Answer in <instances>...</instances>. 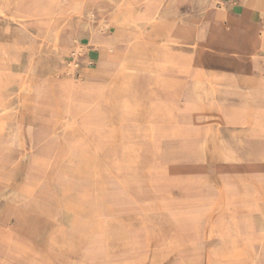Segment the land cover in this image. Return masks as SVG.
Returning a JSON list of instances; mask_svg holds the SVG:
<instances>
[{
    "label": "rangeland",
    "instance_id": "374dc122",
    "mask_svg": "<svg viewBox=\"0 0 264 264\" xmlns=\"http://www.w3.org/2000/svg\"><path fill=\"white\" fill-rule=\"evenodd\" d=\"M122 2L20 0L24 14H47H0L15 70L36 81L32 106L0 119V264H264V106L255 96L246 109L227 104L221 120L212 117L202 78L162 46L116 91L111 67L135 31ZM181 10L175 21L190 25L186 2ZM174 51L198 59L194 48ZM101 96L106 106H75L79 123L62 125L69 106L59 102ZM16 128L22 149L11 146ZM247 183L261 190L237 202ZM93 235L99 249L90 254Z\"/></svg>",
    "mask_w": 264,
    "mask_h": 264
},
{
    "label": "crops",
    "instance_id": "0c3cea01",
    "mask_svg": "<svg viewBox=\"0 0 264 264\" xmlns=\"http://www.w3.org/2000/svg\"><path fill=\"white\" fill-rule=\"evenodd\" d=\"M220 1L223 2V8H220L219 1H216L215 5L217 6V9L212 10L210 7L212 0H123L121 3L122 11L119 14H123V17H127L126 20L135 26V31L129 33L128 37L130 43L121 53L122 60L120 64L112 66L116 70L111 68V73L114 72L119 79L116 83V91L120 92L122 90V80H124V76L125 79L127 78V75L129 77L133 76L137 72L138 64L155 58L156 49L162 46L166 51L165 56L170 57L179 64H189L196 74L198 72V64H200L204 68L205 73H210L212 75L216 72L215 75L219 74L221 77L227 79V81L221 83L226 84L227 86L238 85L250 89L255 93L259 92L264 96V48L258 45V39L264 30V24H260L259 22L256 23L251 20V16L255 14H257V16H263L264 20V4H262L261 0ZM182 2L187 3L188 15L186 17L192 22L190 25L178 24L175 21L177 18H181ZM85 3L83 10L86 8ZM123 9L125 13H123ZM226 15L228 17H226ZM152 18H155V24L151 28L149 26V21ZM250 22H253L255 25L257 24L256 28L253 30L254 33L252 32L251 35V40L254 42V48L251 49V52L250 50L247 51L244 55V60L240 62L234 54H231V50L233 46H237L239 49L246 44H250L249 41L245 42L246 38L244 39L246 29H248V24ZM149 31L152 32L151 34L149 33V37H146V34ZM143 32L145 34H143ZM140 36L145 37L146 39L139 42L137 39ZM166 41L170 42L166 43ZM175 47L194 48V53L198 59H194L193 56L177 55L174 51ZM137 51L139 53L141 51V53L139 54ZM127 57L129 58L127 59ZM237 60L244 65V70L240 71L232 69L234 63L238 62ZM65 82L67 84L66 86L69 87L70 83L73 81L69 79ZM192 86L191 92L195 94L197 92V86L195 87L194 84H192ZM34 93L35 90H33L30 99L24 103V106H32ZM109 94H111L110 98L114 95L110 92ZM224 98L226 97H220L221 100H224ZM227 100L228 102H231L228 103L231 105L241 104V101L237 96H228ZM192 101H195V104L198 102L195 98ZM71 102H73V104H70ZM259 103L260 106H264V99L261 102L259 101ZM58 106H69L70 108L68 107L65 112L69 111L70 113L72 112L71 115L81 117L80 114H82V112H80L78 108L76 109L75 106L106 105L103 104L101 96L94 101H77L72 98L65 99L59 102ZM65 112L63 114H65ZM67 116L69 117V115ZM63 117L64 116L62 115L61 122H63ZM79 119H75L76 125L79 123ZM18 130L19 129L16 128L13 133V147L22 149L25 147V141Z\"/></svg>",
    "mask_w": 264,
    "mask_h": 264
},
{
    "label": "bare ground",
    "instance_id": "6f19581e",
    "mask_svg": "<svg viewBox=\"0 0 264 264\" xmlns=\"http://www.w3.org/2000/svg\"><path fill=\"white\" fill-rule=\"evenodd\" d=\"M20 0H1L0 2V14H3L5 15V11L7 8H13L11 11V15H9L8 17L11 19V20H19V19H25L27 17H37V15H42V14H47L45 12H43L42 14H40V12H35V11H29V13H26L24 14L20 7L17 6V8H15V5L17 4L18 5V2ZM31 0H21V6H26ZM130 1V0H129ZM133 1V0H132ZM262 1V4H264V0H261ZM80 2V1H79ZM163 2V1H162ZM214 0H212L211 2V9L212 10H216L213 6L214 4ZM85 3V1H84ZM150 4V3H149ZM131 5V3H130ZM158 5V4H157ZM223 5V3H222ZM216 6V5H215ZM133 7V6H131ZM129 8V6H128ZM127 8V9H128ZM80 10V9H79ZM83 10V8L81 9ZM227 11V10H226ZM125 13V12H124ZM90 15V14H89ZM228 15V14H227ZM226 15V17H228ZM152 17V16H151ZM155 17V16H154ZM200 18V17H199ZM202 18V17H201ZM124 19L122 18V16H120V21H123ZM65 22V21H64ZM168 23V22H167ZM178 23V22H177ZM155 24V18H152L150 21H149V26L152 28V26H154ZM176 24V23H175ZM179 24V23H178ZM171 25V24H169ZM174 25V24H173ZM198 25V24H197ZM257 24L255 25L253 22H250L248 24V29H246V32H245V37L244 39L246 38L245 42H250V44H246L244 45L242 48L240 47L238 49L237 46H233L232 50H231V53L234 54L236 56V58H238V60L240 62H242L244 60V55L247 51L250 50L251 52V49L254 48V42L251 40V35H252V32L254 33V29L256 28ZM168 27V26H167ZM177 27V25H176ZM210 28V27H208ZM167 29V28H166ZM175 30V29H174ZM181 30V29H180ZM208 30V29H207ZM162 31V30H161ZM164 31V30H163ZM190 31V30H189ZM152 31H149L146 35V37H149V33L151 34ZM171 32V31H170ZM186 32V31H185ZM203 32V31H202ZM201 32V33H202ZM213 32V31H212ZM160 33V32H159ZM162 33V32H161ZM200 33V35H201ZM158 34V32H157ZM143 36V35H142ZM140 36L137 40L139 42H142L143 40H145L146 38L145 37H142ZM151 36V35H150ZM173 37V36H172ZM206 37V36H205ZM204 37V38H205ZM185 38V37H184ZM36 39V38H35ZM156 39V38H155ZM159 39V38H158ZM157 39V40H158ZM259 43L258 45L260 47H263L264 48V30L261 34V36L259 37ZM155 41V40H154ZM164 41V40H162ZM165 42V41H164ZM167 42H170V41H166ZM162 43V42H161ZM165 43V44H166ZM177 43V42H175ZM172 44V43H171ZM22 46V45H21ZM177 46V45H176ZM80 49V48H79ZM35 52V51H34ZM131 52V51H130ZM138 52V51H137ZM136 52V54H137ZM147 52V51H146ZM139 53V52H138ZM141 53V51H140ZM139 53V54H140ZM175 54V53H174ZM201 54V53H200ZM178 55V54H177ZM128 56V55H127ZM147 56V55H145ZM144 56V57H145ZM134 57V56H133ZM129 57H127L128 59ZM146 58V57H145ZM139 59V58H138ZM137 59V60H138ZM148 59V58H147ZM18 60V52L16 51L15 47H12L10 45H6L5 42L4 43H1L0 42V119H1V114L2 112L6 109V110H16L17 107L15 106H18V108L20 106H24V103L27 102L29 99H30V96L32 95V92L33 90H35V85L34 83V80L32 81H27V79L25 78L24 74H22L21 72L19 71H16L15 70V67L17 66V61ZM145 60V59H144ZM206 60V59H205ZM237 60V61H238ZM236 62L234 63V67L232 69H235V70H244V65L240 62ZM134 62V61H133ZM246 62V61H245ZM36 63V62H35ZM34 63V64H35ZM80 63V62H79ZM240 63V64H239ZM37 64V63H36ZM140 64V63H139ZM138 64V66H139ZM73 65V64H72ZM71 65V67H72ZM134 65V64H133ZM184 65V64H183ZM30 67V66H29ZM28 67V68H29ZM121 67V66H120ZM70 68V66H69ZM73 68V67H72ZM112 69H115L113 67H111ZM129 68V67H128ZM131 68V67H130ZM74 69V68H73ZM124 69V68H123ZM132 69V68H131ZM29 70V69H28ZM116 70V69H115ZM129 70V69H128ZM126 71V69H125ZM132 71V70H131ZM136 71V70H135ZM117 72V71H116ZM237 72V71H236ZM216 73V72H215ZM134 74V73H133ZM132 75V74H131ZM135 75V74H134ZM196 75H199L201 78H202V81H201V84H200V90L202 92V95H204L206 97V99L208 98H211L212 99V105H208V106H212L214 107V111L211 112V116H216V115H219L220 116V119L218 120H221L222 118V112H223V107L224 106H227V104L229 103L228 100H227V97L228 96H237L241 102H244L246 103L245 105V109L248 108L249 106H252V100L255 98V96H258L257 99H259V101L261 102L263 99H264V96L263 94H260L259 92H253L251 91L250 89H247V88H243L238 86V85H233V86H227L226 84H223L221 82H224V81H227V79H225L224 77H221L219 74H210V73H205L204 71V68L198 64V72ZM237 75V74H236ZM35 77V76H34ZM129 76L127 75V78ZM238 77V76H237ZM123 78V77H122ZM124 79H125V76H124ZM238 81V80H237ZM240 82V81H239ZM72 87V89H74V83H70V85ZM193 88V86H192ZM153 91V90H152ZM196 92V91H195ZM193 93V92H192ZM221 96H224L226 98H224V100H221L220 97ZM203 100V99H202ZM30 102V101H29ZM69 102V100H68ZM151 103V102H150ZM231 103V102H230ZM70 104H73V102H71ZM78 105H81V104H78ZM85 105V104H83ZM231 105V104H230ZM31 106V105H30ZM71 106V105H70ZM111 106H115L114 103H113V99L111 100ZM74 107V106H73ZM71 107V108H73ZM70 108V107H69ZM77 109V107H75ZM256 109V107L254 108ZM253 109V110H254ZM113 110V109H112ZM73 111V110H72ZM70 112H65V114H63V122H62V125L65 126V127H68V126H74L76 125V121L75 119H79L80 116H76V115H71V113L69 114ZM258 114V113H256ZM262 114V113H261ZM69 115V117L67 116ZM114 115V114H113ZM145 116V114H144ZM249 116V115H248ZM246 118V120L248 122H245L247 125H252L254 124L253 123V120L254 119V116L255 114L254 113H251L249 118ZM263 116V115H262ZM113 117V116H112ZM238 118V117H237ZM148 119V118H147ZM234 120L236 119V117L233 118ZM244 119V118H243ZM144 121V120H143ZM237 121V120H236ZM146 122V121H145ZM149 122V121H148ZM258 122V120H257ZM144 124V123H142ZM146 124V123H145ZM259 125V124H258ZM0 126H1V123H0ZM138 126V124H137ZM257 126V124H256ZM117 127V126H116ZM146 127V126H145ZM259 127V126H258ZM253 129V128H252ZM16 130V129H15ZM260 130V129H259ZM118 131V129H117ZM254 132V131H253ZM14 133V131H13ZM13 133H12V139H11V146L13 147L14 146V141H13ZM150 133V132H149ZM152 133V132H151ZM121 134V133H119ZM118 135V134H117ZM17 136V135H16ZM149 140V138H148ZM152 140V139H150ZM250 141V140H249ZM257 141V140H256ZM22 142V141H21ZM152 142V141H151ZM258 144V143H257ZM22 145V144H21ZM10 146V147H11ZM20 146V145H19ZM18 146V147H19ZM152 148V147H151ZM11 149V148H10ZM261 149V148H260ZM9 152V151H8ZM228 152V151H227ZM9 155V154H8ZM229 155V154H228ZM227 160V159H226ZM6 163V161H5ZM237 163V162H236ZM241 163V162H240ZM242 164V163H241ZM256 164V163H255ZM263 164V162H262ZM243 165V164H242ZM5 167V166H4ZM239 167V166H238ZM209 170V169H208ZM207 170V171H208ZM246 174V173H245ZM209 177V176H208ZM207 179V178H206ZM209 179V178H208ZM252 179V178H251ZM89 180V179H88ZM87 180V181H88ZM92 182V181H90ZM77 183V182H76ZM93 183V182H92ZM207 183V182H206ZM82 185V183H80ZM86 184V183H84ZM79 185V184H78ZM87 185L88 182H87ZM247 187L245 189L249 190V191H246L244 188H242V190H244L240 195L236 196L238 197V199L236 200L237 202H242V203H247L249 202V199L251 196H257L256 195V190H261L259 187L253 185V184H250V183H247L245 184ZM90 186V185H89ZM255 186V187H254ZM80 187V186H79ZM87 187V186H86ZM94 187V186H93ZM92 187V189H93ZM86 189V188H85ZM100 189V188H99ZM88 190V189H87ZM90 190V189H89ZM97 190V189H96ZM151 190V189H150ZM83 191V190H82ZM253 191V192H251ZM104 192V191H103ZM110 192V191H109ZM113 194V193H112ZM115 194V193H114ZM113 194V195H114ZM103 195V194H102ZM108 195V194H107ZM106 195V196H107ZM95 196V195H94ZM94 196H90V197H94ZM108 197V196H107ZM116 197V196H115ZM143 197V196H142ZM106 198V197H105ZM152 198V197H151ZM105 202V201H104ZM75 204V203H74ZM85 205V204H84ZM231 206V205H230ZM261 207V206H259ZM264 208V207H263ZM110 212V211H109ZM264 213V212H263ZM73 214V213H72ZM111 214V213H110ZM62 216V215H61ZM224 219V218H223ZM169 223V222H168ZM212 223V222H210ZM234 223V222H233ZM171 224V222H170ZM224 224V223H223ZM209 228V227H208ZM212 228V227H211ZM228 228V227H227ZM81 230V233L83 234H90L92 233V231L87 228V227H84V228H80ZM213 230V228H212ZM207 231V230H205ZM229 231V230H228ZM234 232V231H233ZM231 233V232H230ZM233 235V234H232ZM96 249H99V239L97 236L93 235V236H90L88 238V241H87V246H86V251L88 253H93V252H96ZM240 252H238L239 254ZM242 254V253H241ZM240 254V255H241ZM34 255V254H33ZM207 255V254H206ZM239 256V255H238ZM245 255H242L241 257H243ZM51 257V256H50ZM173 257V256H171ZM177 257V256H176ZM236 257V256H234ZM240 257V258H241ZM246 257V256H245ZM34 259V258H33ZM150 259V258H149ZM234 259V258H233ZM53 260V259H52ZM175 260V259H174ZM171 261V260H170ZM173 261V260H172ZM178 261V260H177ZM168 262V260H167ZM55 264V263H54ZM58 264V263H57Z\"/></svg>",
    "mask_w": 264,
    "mask_h": 264
}]
</instances>
